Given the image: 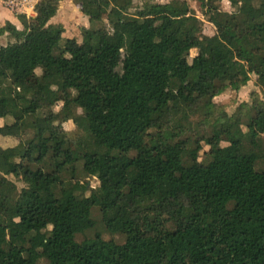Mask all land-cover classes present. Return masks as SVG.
<instances>
[{
  "label": "trees",
  "instance_id": "trees-1",
  "mask_svg": "<svg viewBox=\"0 0 264 264\" xmlns=\"http://www.w3.org/2000/svg\"><path fill=\"white\" fill-rule=\"evenodd\" d=\"M76 2L70 51L59 0L0 26V264H264V100L214 101L264 97V0ZM78 108L92 152L73 157Z\"/></svg>",
  "mask_w": 264,
  "mask_h": 264
},
{
  "label": "rangeland",
  "instance_id": "rangeland-1",
  "mask_svg": "<svg viewBox=\"0 0 264 264\" xmlns=\"http://www.w3.org/2000/svg\"><path fill=\"white\" fill-rule=\"evenodd\" d=\"M22 1V0H17ZM171 0H132V5L130 8L131 13L135 12H142V7L145 3H149L151 5H163L165 3L170 2ZM209 3L217 6L220 10L228 11L229 10V2L228 0H207ZM194 13L196 16H198L200 19H203V13L202 9L200 7V4L198 1H189ZM18 5L19 11L24 9L26 11L27 17H33L37 14V4L35 3H16ZM23 4V6H21ZM5 5V4H4ZM2 3H0V7L8 12L16 21L14 22V25L21 29V24L17 20L16 15L18 14L12 9L5 8ZM0 13H4L5 11L1 10ZM150 22H153L152 18H149ZM5 19H0V26L4 24ZM52 23H58L61 24L65 29V37L68 40L67 44V51H70L73 47L77 46L81 42V35H80V29L83 27L88 26V15L85 13H82L80 11V8L78 7V4L76 0H59V9L57 11V14L51 19ZM12 23V22H11ZM204 32L208 35H211L213 33V27L206 23L204 24ZM3 38V37H2ZM0 39L1 42L5 41ZM38 73V69L36 70ZM29 82L33 81V79H28ZM254 92L258 93V103H261L264 100V97L260 90L254 86L252 81H248L245 85H243L239 90H231L227 89L222 94L217 96L214 101L220 104H223L225 106L226 111L229 114L234 113L238 107L246 102L250 104L252 102V94ZM45 106L47 108H51L53 105L50 101L44 102ZM94 117L90 113L86 112L82 108H78L73 110V118L72 120L65 122L63 124H60V127L62 131L67 136H72L74 138V148L72 151V156L76 157L78 152L85 153L92 152V144L88 137H83L82 139L78 140V137L82 135L84 131H86L88 125L93 122ZM204 152V158L208 160V153L210 152V147H205ZM87 186L97 187L100 186L101 181L97 178H90L86 182ZM173 200L172 198L169 200ZM84 208H88L89 204L88 202L83 203ZM93 216L95 218H98V212L97 210L92 208ZM73 247H77V243L73 244ZM67 255V253H65Z\"/></svg>",
  "mask_w": 264,
  "mask_h": 264
},
{
  "label": "built area",
  "instance_id": "built-area-1",
  "mask_svg": "<svg viewBox=\"0 0 264 264\" xmlns=\"http://www.w3.org/2000/svg\"><path fill=\"white\" fill-rule=\"evenodd\" d=\"M30 1H31V3L37 4L40 0H22V1H18V2H17V0H0V3H2L3 5L5 4L6 5V6L4 5L5 8L7 7L8 9H12L15 12H17L18 13L17 15L24 14V15L28 16L24 9L19 11L18 5L16 3H28ZM21 6H23V4Z\"/></svg>",
  "mask_w": 264,
  "mask_h": 264
},
{
  "label": "crops",
  "instance_id": "crops-1",
  "mask_svg": "<svg viewBox=\"0 0 264 264\" xmlns=\"http://www.w3.org/2000/svg\"><path fill=\"white\" fill-rule=\"evenodd\" d=\"M1 10L5 11V12L4 13H0V19L8 20V21H10V22H12L14 24V22L16 20L10 14H8V12L6 10H4L2 8H1Z\"/></svg>",
  "mask_w": 264,
  "mask_h": 264
}]
</instances>
